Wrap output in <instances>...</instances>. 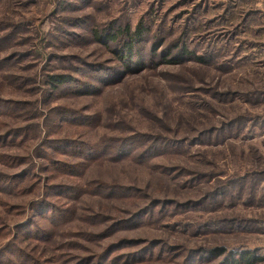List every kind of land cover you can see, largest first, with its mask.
I'll return each instance as SVG.
<instances>
[{"label": "rangeland", "instance_id": "rangeland-1", "mask_svg": "<svg viewBox=\"0 0 264 264\" xmlns=\"http://www.w3.org/2000/svg\"><path fill=\"white\" fill-rule=\"evenodd\" d=\"M140 21L127 70L102 36ZM122 241L131 264L264 258V0H0V264Z\"/></svg>", "mask_w": 264, "mask_h": 264}, {"label": "trees", "instance_id": "trees-1", "mask_svg": "<svg viewBox=\"0 0 264 264\" xmlns=\"http://www.w3.org/2000/svg\"><path fill=\"white\" fill-rule=\"evenodd\" d=\"M113 27L115 28L114 31H108L105 36H102V33H99V30L95 29L94 31V35L96 37H99L98 39H100V35L102 37H104V39H106V41H108L107 43H111L110 41L114 42V41H119L114 42L117 44H121V46L119 47V50L117 51L118 56L121 57V59L124 61V67L128 70L131 69L134 65H140L143 60H142V56L140 55L139 57L137 55H134L135 51H138V44L139 41H141V37L143 36V34L145 33L147 26L144 25L143 22H138L137 26L135 29H132L128 23L126 24H116L113 25ZM183 52L185 54H188L190 52V50L188 51V49H186V47L183 49ZM198 59L202 60L201 56H197ZM133 59V64L130 62V60ZM164 61H167L164 59ZM49 82L56 88H58L61 85H64L65 83H72L73 80L67 76V75H51ZM77 87V86H74ZM65 93H74V88L72 86H66L65 87ZM133 145H129L127 147V149L129 148V152L133 149ZM155 148V147H154ZM160 148H157L156 150H159ZM165 150H169L166 146L163 148ZM150 151H153V149H151ZM148 151V152H150ZM127 152V153H129ZM153 209V208H151ZM69 210L67 209L66 212L64 213V211L62 210L61 213L63 214V217H66L68 214ZM60 213V214H61ZM69 213H72L71 211ZM56 216V215H54ZM67 219V218H66ZM63 219V220H66ZM143 216H140L136 221H134L135 224H141L142 222H144ZM131 223H133V221H121L120 223L117 224V227H122V226H130L132 225ZM133 224V225H135ZM116 225V224H115ZM115 227H112V229H114ZM128 241H122L119 242L116 245H112L107 253L111 254V256H114V258L112 257L110 264H131L134 262H141V261H148L150 260V256H146L143 254V250L145 248H147V246L145 248L142 249H138L134 252L130 251L129 253H121L118 251V247L119 245L123 244V245H128L127 244ZM132 243L134 245L135 242L132 240ZM151 245V244H149ZM152 247H149L148 253L153 254L154 250L153 247H157V244L151 245ZM157 249V248H156ZM226 249L223 247H214L210 250V252H207L210 256L214 258V259H218L220 258L221 263L220 264H257L259 260H264V258L260 255H257L255 252H252L251 250H246V251H241L239 253H226L225 251ZM160 252H164V246L161 248ZM226 253V254H225ZM23 256L22 253H17L16 254V258H18V260H21V257ZM172 256V255H171ZM227 256L226 258H223ZM108 257V256H107ZM105 257V258H107ZM167 257L166 255L163 257L165 258ZM185 263V262H184ZM199 264H201V262H197Z\"/></svg>", "mask_w": 264, "mask_h": 264}]
</instances>
